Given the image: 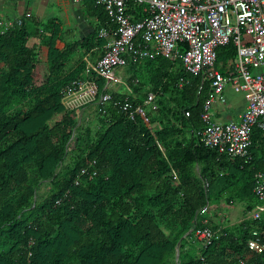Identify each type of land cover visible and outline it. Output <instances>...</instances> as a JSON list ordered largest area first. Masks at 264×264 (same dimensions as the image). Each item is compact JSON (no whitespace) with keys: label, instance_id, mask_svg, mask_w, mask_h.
Returning a JSON list of instances; mask_svg holds the SVG:
<instances>
[{"label":"trees","instance_id":"16d2710c","mask_svg":"<svg viewBox=\"0 0 264 264\" xmlns=\"http://www.w3.org/2000/svg\"><path fill=\"white\" fill-rule=\"evenodd\" d=\"M86 1L99 25L82 43H66L59 23L32 16L0 30V264H264V252L248 247L253 231L264 234V213L250 215L261 203L253 187L264 172V131H252L249 164L200 142L214 68L194 75L157 54L128 65L140 74L127 83L132 94L110 90V101L94 105L95 127L79 122L86 108L65 109V86L86 70L81 56L67 71L73 54L81 46L103 54L109 38L100 30L116 29ZM128 12L137 20L142 8L130 1ZM235 59L232 43L217 49L216 64ZM93 78L101 93L106 79ZM150 93L155 109L145 104ZM212 198L244 201L245 217L208 224L218 233L205 247L195 231Z\"/></svg>","mask_w":264,"mask_h":264},{"label":"built area","instance_id":"2783aa9c","mask_svg":"<svg viewBox=\"0 0 264 264\" xmlns=\"http://www.w3.org/2000/svg\"><path fill=\"white\" fill-rule=\"evenodd\" d=\"M76 3L86 0H73ZM102 6L114 22L113 34L105 29L100 36L109 38L104 53L95 62L86 61L84 78L67 84L63 90L62 104L68 111L84 109L111 100L109 91L112 82L123 83L115 76L117 68L126 67L159 54L172 61L180 60L185 71L204 75L214 68L217 49L232 43L236 48V59L232 76H224L220 70L212 71V92L204 106L201 118L205 126L199 132L200 142L208 148L243 164L252 161V131L255 127L264 131V0H92ZM132 1L142 8L141 17L133 19L128 12ZM31 17L30 13L25 14ZM14 23L21 24L20 18L0 21V30L5 32ZM94 76L106 79L103 91ZM138 80H136V83ZM236 92H243L247 105L238 121L221 123L212 118V103L223 94L228 85ZM128 93L133 90L124 83ZM156 95L150 93L145 104L154 109ZM124 110L132 108L125 101ZM141 112L137 106L130 117ZM189 115V113H187ZM147 123V118H143ZM95 162H93V165ZM89 168H84L85 175ZM93 174H96L94 169ZM79 184V179L75 180ZM208 184H205L207 187ZM253 193L261 202L251 212L257 220L264 213V172L255 174ZM208 204L202 209L205 215L203 228L195 231L197 240L205 247L217 236L208 227ZM248 247L252 252L263 253L264 244L259 231L252 232Z\"/></svg>","mask_w":264,"mask_h":264},{"label":"crops","instance_id":"0c3cea01","mask_svg":"<svg viewBox=\"0 0 264 264\" xmlns=\"http://www.w3.org/2000/svg\"><path fill=\"white\" fill-rule=\"evenodd\" d=\"M27 13L50 25L53 21L59 23L61 37L69 44L82 43L97 30L99 25V19L93 13V9L88 7L87 1L76 3L73 0H0V21L15 20ZM101 54L100 49L96 46L89 51H85L84 46H81L73 54L67 71H72L76 68L81 56H83L85 62H95ZM234 65L235 60L225 64L217 63L214 69L220 70L224 76H232L235 73ZM246 105L247 101L244 93L236 92L230 84L223 94L212 103V118L221 123L238 121ZM261 167H264V163H261ZM235 202L236 200L228 202L227 198H224L221 204L228 208L231 206L234 207ZM237 202L242 205L244 214L245 202L240 199ZM244 217L245 214L243 215ZM207 218L209 221L208 224L219 227L232 226L243 220L237 219L239 221L228 222L227 217L219 209L211 211Z\"/></svg>","mask_w":264,"mask_h":264},{"label":"rangeland","instance_id":"374dc122","mask_svg":"<svg viewBox=\"0 0 264 264\" xmlns=\"http://www.w3.org/2000/svg\"><path fill=\"white\" fill-rule=\"evenodd\" d=\"M135 74L136 76L140 77V74L138 72L132 71L130 69H128V66L126 67H121V68H117L115 70V76L117 78H119L120 80H122L123 83H116V82H112V89L114 91H120V92H124L126 90L124 83H129V79L131 77V75ZM86 113L83 116V114L81 113L79 115V122L81 121H88L90 122V124H92V127L96 126V113L94 110V105L89 106L88 108L85 109ZM50 186L48 185H44L41 187L40 191L38 192V195L42 196L45 195L48 190H49ZM224 199H220L219 201H215L213 198L211 199V202L209 204V213H211V211L213 210H221L222 213L224 214V216L227 217L228 222H234L237 219H243V207L242 205L237 202L238 200H236L234 207H225L224 205H222L221 203H223ZM221 204V205H220ZM237 220V221H239Z\"/></svg>","mask_w":264,"mask_h":264},{"label":"water","instance_id":"95a60500","mask_svg":"<svg viewBox=\"0 0 264 264\" xmlns=\"http://www.w3.org/2000/svg\"><path fill=\"white\" fill-rule=\"evenodd\" d=\"M179 247H180V243L177 245V256H179Z\"/></svg>","mask_w":264,"mask_h":264}]
</instances>
